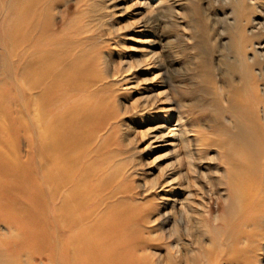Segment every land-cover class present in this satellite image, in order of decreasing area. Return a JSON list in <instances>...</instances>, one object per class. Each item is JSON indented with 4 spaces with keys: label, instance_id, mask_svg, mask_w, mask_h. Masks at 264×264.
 <instances>
[{
    "label": "rangeland",
    "instance_id": "374dc122",
    "mask_svg": "<svg viewBox=\"0 0 264 264\" xmlns=\"http://www.w3.org/2000/svg\"><path fill=\"white\" fill-rule=\"evenodd\" d=\"M52 2V8L45 10L48 13L45 19L47 35L50 38L58 37V44L70 48V53H76L77 65L85 63L86 69L82 68L83 76L79 82L86 85V88L83 86L80 89L88 90L75 94L73 100L88 99L95 105L102 103L105 107L104 112L113 117L108 129L103 130L104 152L108 158L111 156L116 159L115 164L118 162L125 164L128 170L126 169L124 182L132 188L134 196L138 192L143 195L129 202H135L133 204L135 207L140 205L142 211L139 215L146 217L147 226H153L151 229L153 232L150 234L153 240H150L147 248L155 253L150 258L152 262L234 264L237 260L239 264H244V255L249 250L248 239L253 238L251 232L254 218L248 210H238V205L235 206L234 213L232 211L235 201L231 190L232 184L227 177L230 163L228 159L234 152V156L239 155L238 159L245 163L246 155L249 152L252 154L251 150H247L246 145L250 141L248 138L233 139L232 135L238 130V126L246 128L252 143L259 144L258 146L263 143L264 147L262 113L264 77L258 73L259 68H264V58L258 54L252 62L249 60L253 53L252 42L257 44L255 46L261 53H264V27L258 28L264 15L262 4L264 0H52ZM251 7H255V10ZM237 12L238 15L235 16ZM243 16L249 17L244 20ZM251 18L255 20L251 21ZM200 20L203 22L200 23ZM254 22L256 24L253 29L256 33L251 34L249 30ZM0 46L1 49V41ZM9 49L10 46L5 50L2 48L1 51L6 53ZM236 50L240 53H237V56ZM156 52L160 54L167 69L163 81L160 77L153 78L157 71L151 54ZM127 63L133 65L132 70L128 72L124 70ZM5 69L1 68L3 71ZM8 70L12 72V68L5 71ZM126 75L127 77H124ZM5 81L0 82V91H4L7 96L5 104H26V95L23 94V97L14 83ZM164 88L170 91V96L179 105L186 125L195 128V131H191L195 155H198L197 142L205 139L211 143L201 147L205 159L201 163L198 162V172L193 174V181V175L188 172L184 161L182 162L180 170L182 174L190 176L189 190L192 195L190 200H185L187 190L178 187L181 192L177 196L174 209L167 214L168 222L162 221L158 216L171 209L169 203L175 197L171 196L175 192V182L170 187L163 186L166 180L179 174L175 171V158L170 154L169 140L154 138V132L142 138L139 134L148 126L164 125L161 132L165 134L164 138H172L171 132L168 131L174 127L175 120L174 118L164 120L161 113L165 112L161 107L167 102H161L162 96L156 105H149L140 110L143 103L139 102L135 107L136 100L139 101L141 97L149 94H156ZM242 106L245 108H240ZM148 111L149 114L142 115ZM155 116L159 117L158 123H149L151 120L149 117L153 119ZM18 122L14 134L19 139L20 150L26 151L28 148L32 150L25 139L31 136L30 129L28 130L20 116ZM28 124L31 125L29 121ZM123 142L128 145H123ZM149 142L151 145L147 147ZM230 148H233V152ZM36 149L38 146L34 147L33 151ZM179 151L181 153L182 150ZM213 153L217 154V158L209 159ZM130 155L132 158H127ZM131 159L133 160L130 161ZM242 170L244 184H247L250 173H247L246 168ZM201 171L205 174L202 175ZM221 172L224 175H221ZM262 173L258 164V169L253 175L257 181L256 190L259 195H264ZM196 183L203 186L201 190H210V195L205 198L210 208L207 215L201 211L204 209V203ZM219 193L223 194L222 197L228 194L231 202L220 200L217 197ZM143 206L155 207L156 211L143 210ZM240 207H243V203ZM178 208L182 211L180 212ZM215 214L220 216L217 222L213 221ZM195 217H198V221ZM180 219L184 221L183 224L178 223ZM0 232L6 231L0 228ZM178 236L183 240L190 239L192 250L186 252L182 249L181 255L175 256L171 254L173 251L171 246ZM245 246H248V249H245ZM51 252L55 260L58 257L57 252L52 249ZM1 257L0 264H7L5 255L1 254ZM260 258L262 262L258 264H264V249L260 252ZM54 260L53 264H61L58 259Z\"/></svg>",
    "mask_w": 264,
    "mask_h": 264
},
{
    "label": "bare ground",
    "instance_id": "6f19581e",
    "mask_svg": "<svg viewBox=\"0 0 264 264\" xmlns=\"http://www.w3.org/2000/svg\"><path fill=\"white\" fill-rule=\"evenodd\" d=\"M0 2L2 6L0 41L3 50L10 46L6 53L0 49V82L7 80L14 83L16 89H19L22 95H26L27 100L23 105L5 104L6 93L0 91V228L6 231L0 232V259L3 257L2 254L7 258V264H53L52 249L58 254L55 260L58 259L61 264H154L150 258L155 253L147 249L148 243L153 240L150 236L153 226H147L146 217L139 215L142 211L140 205L135 207L133 205L135 202H129L133 198H139L141 193L138 192L134 196L132 188L124 182L126 169L128 170L125 164L119 162L115 164L116 159L111 156L108 158L104 152L103 133L108 129L113 117L104 112L105 107L102 103L95 105L88 99L73 100L75 94L88 90L80 89L83 86L86 88V85L79 82L83 70L86 69L85 63L78 66L76 53H70V48L58 44V37L50 38L47 35L45 19L48 13L45 10L52 8V0H0ZM244 16L243 19L249 17ZM255 18H251V21ZM261 19L258 28L264 27V15ZM201 22L203 21L200 20ZM256 22L252 24V28L250 27L251 34L256 33L253 29ZM255 45L257 44L252 42L253 53L250 51L252 56L249 57L251 62L258 54L264 58V53ZM237 53L239 52L236 50V56ZM151 58L157 71L153 78L160 77L163 81L167 69L160 54L152 53ZM1 68H12V72L5 71L6 69L3 71ZM132 68L133 65L127 63L124 70L128 72ZM258 73L264 77V68H259ZM262 90L264 93V85ZM169 92L164 88L156 94L141 97L135 103V107L139 102L143 103L139 109H145L149 105H154L162 96L161 102L167 104L161 107L165 113H160L164 120L169 121L171 118L175 120L174 127L168 131L171 132L172 138H164L165 134L161 133L164 125L148 126L139 134L142 138L154 132V138L169 140V151L175 158V171L179 172L177 176L163 184L170 187L175 182V192L171 195L175 197L169 203L171 209L158 216L164 222L169 221L167 214L171 213L178 200L177 196L181 192L178 187L187 190L185 200H190L192 195L189 190L190 176L182 174L180 170L182 162L184 161L190 174L198 172V162L201 163L205 159L201 147L211 144L205 139L197 142L198 155H195L191 142L193 135L191 131H195V128L186 125L179 105ZM85 97L87 98V95ZM149 113L150 111L142 115ZM262 113L264 114V104ZM17 115L26 123L28 130L30 129L31 136L25 137L26 144L33 149L38 146L37 152L29 148L26 151L20 150L19 139L14 134L19 123ZM157 117L153 119L149 117L151 119L149 123L157 124L159 119ZM28 121L30 126L27 125ZM232 137L233 139L245 137L250 140H247L246 146L252 154L249 152L246 155L245 163L238 159L239 155L234 156L233 148H230L233 153L228 159L230 163L227 177L232 184L231 190L234 195L233 213L235 206L238 205V210H248L254 218L251 232L253 238L248 239L249 253L244 255V264H258L262 262L260 252L264 249V195H259L256 190L257 181L253 173L260 164L264 178V147L263 143L261 146L252 143L249 132L242 126H238ZM123 145L128 144L123 142ZM150 145L151 142L147 143V147ZM131 156L127 158H132ZM208 158L215 159L217 154L213 153ZM242 168H246L247 173H250L247 184H244ZM200 173L205 174L203 171ZM221 175L224 174L221 172ZM196 184L204 203V209L201 211L207 215L210 208L205 198L210 195V190L203 191L201 190L203 186ZM169 192L172 193L171 190ZM222 195L219 193L217 197L224 202L227 200L231 202L228 194L223 197ZM242 203L243 207H240ZM149 209L156 211L155 207L143 206V210ZM178 210L182 211L181 208ZM195 218L198 221V217ZM219 219L218 214L213 216L214 222ZM197 221L194 222L198 224ZM183 222L181 219L178 220L179 224ZM191 247L190 239L183 240L178 236L171 246L173 250L171 254L180 256L182 249L187 252L192 250ZM247 247L245 246V249ZM234 264L239 263L235 260Z\"/></svg>",
    "mask_w": 264,
    "mask_h": 264
}]
</instances>
